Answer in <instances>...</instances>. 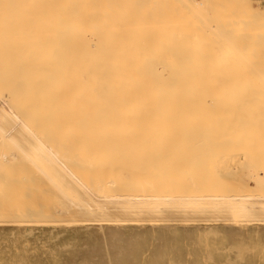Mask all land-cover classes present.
<instances>
[{
	"label": "bare ground",
	"instance_id": "1",
	"mask_svg": "<svg viewBox=\"0 0 264 264\" xmlns=\"http://www.w3.org/2000/svg\"><path fill=\"white\" fill-rule=\"evenodd\" d=\"M117 4L109 0H0L1 130L23 131L26 125L37 124L40 134L49 136L43 135L45 140L58 147L109 143L108 135L125 133L196 134L204 144L262 140L237 135L264 134V41L259 44L262 56H257L256 42L233 37L235 30L227 31L232 37L208 35L209 39L205 27L199 23L202 29L195 27L202 12L182 2L154 11L134 0ZM202 18L209 22L210 16ZM199 29H204L206 40L199 39ZM30 108L34 111L24 116ZM4 115L9 120L18 118L16 127L13 120L5 124ZM62 159L69 166L79 157L60 155ZM60 168L58 181L68 178L78 183L72 172ZM88 173L84 171V177ZM92 196L74 204L76 209L82 213L119 209L125 216H136L137 205L166 204L183 211L194 207L212 209L214 214H264V197L105 200ZM10 215L9 219L15 216Z\"/></svg>",
	"mask_w": 264,
	"mask_h": 264
},
{
	"label": "rangeland",
	"instance_id": "2",
	"mask_svg": "<svg viewBox=\"0 0 264 264\" xmlns=\"http://www.w3.org/2000/svg\"><path fill=\"white\" fill-rule=\"evenodd\" d=\"M131 1L109 0L118 4ZM134 2L149 11L180 2L193 10L199 8L203 15L196 12L195 27H205L202 32L209 33L207 38L225 34L247 38L246 42H256L254 51L262 56L264 0ZM217 11L220 14L215 20ZM205 22L214 25L210 28ZM230 29L234 34L227 33ZM202 32L200 36L205 35ZM203 36L199 39L206 40ZM215 53L219 55L217 50ZM32 110L23 112L24 116ZM9 118L4 115L5 124L13 120L16 127L18 118ZM36 125L28 124L23 131L0 129V264H264V214L259 212L214 214L208 208L183 211L166 204H141L135 206L136 216H125L122 210L110 208L82 213L74 205L82 198L91 199L92 194L105 200L264 197V134L237 135L263 137L255 144H204L196 134L125 133L108 135L109 143L52 147L45 140L47 133L40 134ZM118 136L122 139L115 140ZM47 150L52 158L45 154ZM60 155L79 159L69 167L63 159L59 161ZM60 167L72 172L78 183L68 178L58 181ZM84 171L89 172L85 177ZM98 173L104 176L96 177ZM83 192L89 193L85 196Z\"/></svg>",
	"mask_w": 264,
	"mask_h": 264
}]
</instances>
